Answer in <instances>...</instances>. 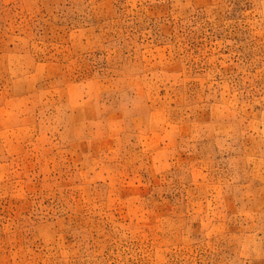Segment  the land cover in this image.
I'll return each mask as SVG.
<instances>
[{
	"label": "rangeland",
	"instance_id": "rangeland-1",
	"mask_svg": "<svg viewBox=\"0 0 264 264\" xmlns=\"http://www.w3.org/2000/svg\"><path fill=\"white\" fill-rule=\"evenodd\" d=\"M0 264H264V0H0Z\"/></svg>",
	"mask_w": 264,
	"mask_h": 264
}]
</instances>
